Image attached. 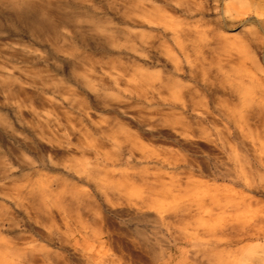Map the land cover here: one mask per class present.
<instances>
[{"label":"bare ground","instance_id":"bare-ground-1","mask_svg":"<svg viewBox=\"0 0 264 264\" xmlns=\"http://www.w3.org/2000/svg\"><path fill=\"white\" fill-rule=\"evenodd\" d=\"M162 3L125 8V22L145 30L138 53L157 51L164 78L115 84L132 105L155 101L165 114L138 117L136 136L115 133L112 156L79 133L67 145L46 141L64 161L40 168L60 179L0 187V264H264L250 256L251 244H264V47L258 31H242L250 21L264 30V0H250L242 16L257 20L241 21L237 37L224 34L216 0ZM161 134L189 157L142 146ZM17 221L57 253L31 246Z\"/></svg>","mask_w":264,"mask_h":264},{"label":"rangeland","instance_id":"rangeland-1","mask_svg":"<svg viewBox=\"0 0 264 264\" xmlns=\"http://www.w3.org/2000/svg\"><path fill=\"white\" fill-rule=\"evenodd\" d=\"M162 2L0 0V187L4 194L43 177L60 179L61 174L40 168L41 163L64 161L46 141L67 145L68 135L79 133L86 140L80 143L106 144L101 153L112 156L118 152L111 142L115 133L136 136L138 117L165 114L155 101L148 107L132 105L126 101L123 86L115 84L117 79L130 82L138 75L150 81L164 78L167 70L162 69L157 51L145 56L138 53L136 44L141 36L147 37L145 30H131L125 22V8L159 9ZM212 5L229 37L238 36L241 21L257 20L254 15L242 16L245 10L250 13V0H216ZM32 21H41L44 27L34 30ZM244 28L258 31L264 47V30L253 21ZM108 104H122L124 109L109 112ZM76 143L72 140V147ZM142 146L157 154L189 157L185 148L162 134L144 139ZM120 153L123 162H131L123 148ZM29 164L36 170L28 169ZM6 209H0L3 218ZM18 221L16 229L31 246L44 248L52 256L57 253L25 232ZM250 256L263 261L264 244H251Z\"/></svg>","mask_w":264,"mask_h":264}]
</instances>
